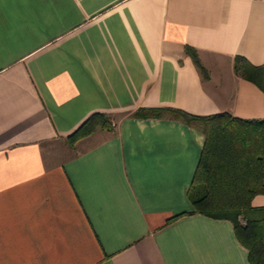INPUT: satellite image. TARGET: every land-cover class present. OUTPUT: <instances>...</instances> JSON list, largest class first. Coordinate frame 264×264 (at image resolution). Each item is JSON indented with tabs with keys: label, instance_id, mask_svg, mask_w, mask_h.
<instances>
[{
	"label": "crops",
	"instance_id": "obj_1",
	"mask_svg": "<svg viewBox=\"0 0 264 264\" xmlns=\"http://www.w3.org/2000/svg\"><path fill=\"white\" fill-rule=\"evenodd\" d=\"M236 54L264 67V0H0V264L248 263L192 210L201 123L137 113L263 117ZM96 110L112 128L71 144Z\"/></svg>",
	"mask_w": 264,
	"mask_h": 264
},
{
	"label": "trees",
	"instance_id": "obj_2",
	"mask_svg": "<svg viewBox=\"0 0 264 264\" xmlns=\"http://www.w3.org/2000/svg\"><path fill=\"white\" fill-rule=\"evenodd\" d=\"M190 54L201 74L207 75L196 51L190 49ZM233 65L263 86V65L254 72L253 64L239 54ZM163 110L201 123L203 144L187 190L192 210L231 220L236 237L247 248L246 264H264V203H251L256 193H264V116L243 117L227 110L194 114L177 107H151L137 113ZM97 127L112 128L106 112H91L66 136L72 144Z\"/></svg>",
	"mask_w": 264,
	"mask_h": 264
},
{
	"label": "rangeland",
	"instance_id": "obj_3",
	"mask_svg": "<svg viewBox=\"0 0 264 264\" xmlns=\"http://www.w3.org/2000/svg\"><path fill=\"white\" fill-rule=\"evenodd\" d=\"M107 116L110 118V119H112V118H115V116L113 115V114H111L110 112L107 114Z\"/></svg>",
	"mask_w": 264,
	"mask_h": 264
}]
</instances>
